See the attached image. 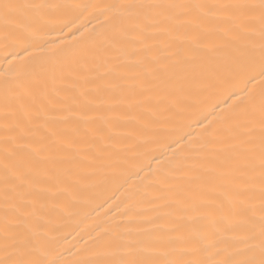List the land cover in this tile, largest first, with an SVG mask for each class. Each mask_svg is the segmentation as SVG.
Instances as JSON below:
<instances>
[{
	"label": "bare ground",
	"instance_id": "6f19581e",
	"mask_svg": "<svg viewBox=\"0 0 264 264\" xmlns=\"http://www.w3.org/2000/svg\"><path fill=\"white\" fill-rule=\"evenodd\" d=\"M17 4L58 5L24 10L35 39L31 56L23 45L0 42V105L5 84L15 86L24 78L25 66L35 58H52L59 69L87 61L101 70L118 67L122 78L109 76L98 81L86 107L82 96L72 104V90L61 92L53 111L70 104L91 119L70 117L61 130L75 146L71 159L57 161L65 182L55 185L44 199V227L53 241L50 260L61 264H89L109 259L103 246L115 238L143 236L148 218L157 215L158 205L169 191L166 181L186 182L199 171L191 162L203 155L226 149L229 128L237 118L251 116L258 123L264 102V82L247 83V75L229 71L232 48L243 40L255 47L249 51L259 59V24L255 31L236 27L223 19L204 21L189 16L171 31L154 28L144 43L129 45L123 53L102 52V37L113 18L126 14L133 3H226L234 0H12ZM259 3V0H249ZM3 21L0 20V27ZM238 34V35H237ZM56 54V55H54ZM119 56V63H110ZM234 67V65H232ZM175 69V75L170 71ZM141 77L156 85L141 88ZM156 77V78H154ZM118 85L113 87L112 85ZM57 87L63 88L62 83ZM132 89L133 91H129ZM122 90V91H121ZM85 125L87 134L85 135ZM78 128L76 136L71 129ZM102 130L103 137L95 136ZM93 142L95 145L93 146Z\"/></svg>",
	"mask_w": 264,
	"mask_h": 264
},
{
	"label": "snow or ice",
	"instance_id": "6c2138e0",
	"mask_svg": "<svg viewBox=\"0 0 264 264\" xmlns=\"http://www.w3.org/2000/svg\"><path fill=\"white\" fill-rule=\"evenodd\" d=\"M54 7L60 6L0 0V42L23 45V55L31 56L35 39L31 22L22 18L24 10ZM121 7L127 12L113 18L110 31L102 37V52L123 53L129 45L138 46L135 42L144 43L154 28L171 31L189 16L199 21L223 19L250 31H255L254 24L238 22H258V61L249 51L255 47L250 39H242L240 46H226L232 48L229 71L245 73L249 84L264 82V0ZM51 59L35 58L14 87L5 84L0 105V264H61L48 258L53 241L44 227V199L55 185L65 182L64 170L56 162L71 159L74 154L66 149L75 144L58 122L67 128L70 117H91L70 104L62 105V111L50 106L57 103L61 92L72 90V104H78V94L86 107L92 102L91 93L100 90L98 81L122 78L118 67L101 70L78 61L57 69L50 65ZM110 63L118 64L119 56ZM170 71L175 75L174 68ZM140 79L145 90L156 86L146 83V77ZM58 82L63 88L56 86ZM71 131L81 135L78 128ZM229 132L226 149L197 153L203 159L190 166L200 170L186 182L166 181L169 191L157 215L148 218L149 226L140 229L143 236L107 240L103 246L110 258L89 264H264V102L258 123L251 116L237 118ZM103 135L102 130L95 133Z\"/></svg>",
	"mask_w": 264,
	"mask_h": 264
}]
</instances>
